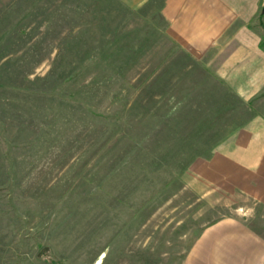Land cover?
Instances as JSON below:
<instances>
[{
	"label": "rangeland",
	"instance_id": "rangeland-1",
	"mask_svg": "<svg viewBox=\"0 0 264 264\" xmlns=\"http://www.w3.org/2000/svg\"><path fill=\"white\" fill-rule=\"evenodd\" d=\"M163 4L0 0V264H185L225 219L264 244V202L199 172L223 144L221 111L200 106L198 63L166 41ZM148 105L176 125L158 151L196 159L183 187L144 203L110 179L118 153L139 152L133 133L160 134L119 121Z\"/></svg>",
	"mask_w": 264,
	"mask_h": 264
},
{
	"label": "crops",
	"instance_id": "crops-1",
	"mask_svg": "<svg viewBox=\"0 0 264 264\" xmlns=\"http://www.w3.org/2000/svg\"><path fill=\"white\" fill-rule=\"evenodd\" d=\"M262 0H164L166 41L198 63V102L221 112L223 143L199 172L215 187L264 202ZM259 13V14H258ZM225 133V134H224ZM224 135V136H223ZM198 165V166H199ZM213 175V176H211ZM264 244L241 219L208 228L185 264H263Z\"/></svg>",
	"mask_w": 264,
	"mask_h": 264
},
{
	"label": "trees",
	"instance_id": "trees-1",
	"mask_svg": "<svg viewBox=\"0 0 264 264\" xmlns=\"http://www.w3.org/2000/svg\"><path fill=\"white\" fill-rule=\"evenodd\" d=\"M264 17V15H262ZM262 25L264 26V22L262 19ZM135 109V108H134ZM133 113L130 115L127 114L128 119L123 120L121 117L119 121L121 123H127L132 132H137L138 130H142V127L145 126L148 133L159 130L157 138H148L150 141L146 142L145 145L140 143L139 140H135V136L133 133V138L131 139L130 148H140L142 150H148L149 152H139L135 155H131L129 152L128 157L125 158L123 162V156L121 153L115 157V161L118 162L117 165L121 166L122 171L117 179L112 177L111 184L114 185V191L122 192L124 194H128V199L142 198L145 200L144 203H151L157 199H168L173 194H169V191H173L175 187H183L189 179H184L186 173H188V167L190 163L196 159L194 158H184L183 154L181 155H173V154H161L158 150L161 149V146L170 147V143L172 142L174 136L170 135L171 126L169 115L165 116V120L162 119V124L157 123V117L153 114L149 108V105L143 107L142 111H137L131 109ZM122 114H120L121 116ZM148 120V121H147ZM143 124V125H142ZM158 126L153 128L154 126ZM160 126H163L162 129ZM152 134V133H151ZM162 137V138H161ZM183 146V145H181ZM117 146L115 145L111 150H114ZM186 157V156H185ZM198 158V157H197ZM116 165V164H114ZM116 170V169H114ZM115 174V173H114ZM118 183V185L116 184ZM169 195H168V194ZM114 196L113 194H110ZM165 195V196H164Z\"/></svg>",
	"mask_w": 264,
	"mask_h": 264
},
{
	"label": "bare ground",
	"instance_id": "bare-ground-1",
	"mask_svg": "<svg viewBox=\"0 0 264 264\" xmlns=\"http://www.w3.org/2000/svg\"><path fill=\"white\" fill-rule=\"evenodd\" d=\"M99 263H101V262L99 261Z\"/></svg>",
	"mask_w": 264,
	"mask_h": 264
},
{
	"label": "water",
	"instance_id": "water-1",
	"mask_svg": "<svg viewBox=\"0 0 264 264\" xmlns=\"http://www.w3.org/2000/svg\"><path fill=\"white\" fill-rule=\"evenodd\" d=\"M104 258V257H103Z\"/></svg>",
	"mask_w": 264,
	"mask_h": 264
}]
</instances>
